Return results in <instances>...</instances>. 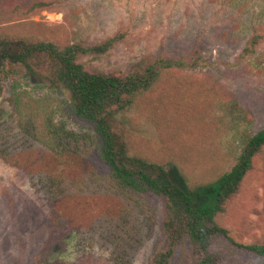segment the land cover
Segmentation results:
<instances>
[{
    "label": "rangeland",
    "instance_id": "rangeland-1",
    "mask_svg": "<svg viewBox=\"0 0 264 264\" xmlns=\"http://www.w3.org/2000/svg\"><path fill=\"white\" fill-rule=\"evenodd\" d=\"M39 2L48 6L27 20L11 14L3 22L61 44L120 37L107 54L79 59L91 72L126 74L158 57L198 49L205 66L191 74L227 99L197 120L207 134L205 153L216 159L190 174L191 186L205 183L227 157L233 165L245 142L264 131V43L242 57L254 31L264 26V0H0V12ZM15 88L48 105L50 147L35 139L31 122L16 115L10 102ZM126 114L134 115V107ZM142 124L130 129L131 151L185 172L180 161L162 153L156 127L148 120ZM97 143L93 128L76 118L60 89L27 75L3 82L0 264H148L161 237L165 204L119 190L96 156ZM219 221L243 243L264 238V151ZM227 264L256 263L243 254Z\"/></svg>",
    "mask_w": 264,
    "mask_h": 264
},
{
    "label": "trees",
    "instance_id": "trees-1",
    "mask_svg": "<svg viewBox=\"0 0 264 264\" xmlns=\"http://www.w3.org/2000/svg\"><path fill=\"white\" fill-rule=\"evenodd\" d=\"M47 6L39 2L28 9L15 6L0 12V93L4 81H20L25 75L60 89L76 118L93 128L98 140L96 156L108 167L116 187L141 198L151 195L163 200L161 237L148 264H227L243 254L256 264H264V238L243 243L219 221L264 151V131L245 142L233 165L227 157L212 168L205 183L191 186L188 181L193 171L201 173L216 159L215 154L205 153L207 134L197 120H203V115L211 114L227 99L222 91L207 88L201 78L191 74L205 66L198 49L178 58L158 57L126 74L91 72L79 59L107 54L120 37L99 44H61L17 32L3 22L11 14L23 22L31 12ZM263 43L261 26L250 37L242 57L254 55ZM10 102L21 122H31L35 139L50 147L48 105L19 88L13 91ZM131 107L135 114L128 116ZM144 120L162 136V153L180 161L185 172L131 151L130 129L140 128Z\"/></svg>",
    "mask_w": 264,
    "mask_h": 264
}]
</instances>
